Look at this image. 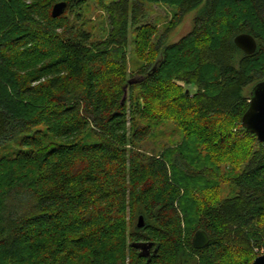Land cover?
<instances>
[{"label":"trees","instance_id":"obj_1","mask_svg":"<svg viewBox=\"0 0 264 264\" xmlns=\"http://www.w3.org/2000/svg\"><path fill=\"white\" fill-rule=\"evenodd\" d=\"M97 1L102 40L86 0H0V264L253 263L264 143L242 118L264 81V0ZM158 4L177 8L171 26L198 10L191 33L153 42ZM130 31L143 54L131 74Z\"/></svg>","mask_w":264,"mask_h":264},{"label":"rangeland","instance_id":"obj_2","mask_svg":"<svg viewBox=\"0 0 264 264\" xmlns=\"http://www.w3.org/2000/svg\"><path fill=\"white\" fill-rule=\"evenodd\" d=\"M88 7L85 9L84 24L88 29L93 32L94 38L96 40H102L106 38L108 23L106 18V13L98 8L97 0H86ZM109 3L114 0H105ZM177 13V8L169 7L163 4L158 5H148V16L144 23H150L155 29V34L152 38L153 42H160L163 47L175 44L179 42L182 38L186 37L191 33L194 28V18L198 13V10H194L188 13L180 21L175 22L171 26L173 20H175V14ZM135 31H130L128 37V48L127 57L129 63L128 73L131 74L136 71L143 64V54L138 53L137 45L135 44ZM182 87L187 89L189 86L179 83ZM252 86L245 90L246 94H249ZM189 90L194 91L193 87H189ZM168 127L166 130L167 142L171 145H177L181 139V130H173V126L170 122L167 123ZM222 187H227L223 185ZM228 195L227 189L222 192V197L226 198ZM135 222H138V217ZM264 252V250H263Z\"/></svg>","mask_w":264,"mask_h":264},{"label":"water","instance_id":"obj_3","mask_svg":"<svg viewBox=\"0 0 264 264\" xmlns=\"http://www.w3.org/2000/svg\"><path fill=\"white\" fill-rule=\"evenodd\" d=\"M67 8L65 2L57 3L53 7L52 15L57 18L64 14ZM235 45L242 50L246 55H252L257 51V41L249 33H242L234 38ZM159 65L156 63L155 68ZM138 81L131 80L129 83L133 84ZM127 87L125 88L126 96ZM242 125L254 134L258 141L264 143V81L257 83L252 92L250 105L247 112L242 118ZM145 225V219L143 216L138 218V227L142 228ZM210 242V237L207 232L199 230L193 237V246L196 249L205 248ZM251 264H264V254L255 258Z\"/></svg>","mask_w":264,"mask_h":264}]
</instances>
